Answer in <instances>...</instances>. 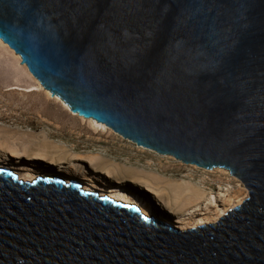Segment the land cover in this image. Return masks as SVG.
I'll return each mask as SVG.
<instances>
[{
	"label": "water",
	"instance_id": "water-1",
	"mask_svg": "<svg viewBox=\"0 0 264 264\" xmlns=\"http://www.w3.org/2000/svg\"><path fill=\"white\" fill-rule=\"evenodd\" d=\"M0 40L73 113L249 191L184 231L3 168L0 264H264V0H0Z\"/></svg>",
	"mask_w": 264,
	"mask_h": 264
},
{
	"label": "rangeland",
	"instance_id": "rangeland-1",
	"mask_svg": "<svg viewBox=\"0 0 264 264\" xmlns=\"http://www.w3.org/2000/svg\"><path fill=\"white\" fill-rule=\"evenodd\" d=\"M13 52L0 42V167L17 170L13 173L26 181L27 165L39 166L36 177L55 175L85 191L89 181L98 188L94 194L113 200L116 191H105L106 182L119 187L121 176L130 193L140 192L157 204L156 214L184 219L177 223L184 231L217 223L249 198L245 185L224 168L207 170L139 148L111 128L74 114ZM48 148L54 159H36L38 151ZM148 184L156 195L147 192Z\"/></svg>",
	"mask_w": 264,
	"mask_h": 264
},
{
	"label": "bare ground",
	"instance_id": "bare-ground-1",
	"mask_svg": "<svg viewBox=\"0 0 264 264\" xmlns=\"http://www.w3.org/2000/svg\"><path fill=\"white\" fill-rule=\"evenodd\" d=\"M0 42H2V43H4L3 41H0ZM5 44V43H4ZM6 45V44H5ZM8 46V45H7ZM9 47V46H8ZM10 48V47H9ZM11 49V48H10ZM12 50V49H11ZM14 51V50H13ZM13 53H15V51L13 52ZM16 54V53H15ZM14 54V55H15ZM17 56H19L18 54H16ZM19 58H21L20 56H19ZM18 58V59H19ZM22 61V60H21ZM22 65H24V64H22ZM24 66H26V65H24ZM27 67V66H26ZM28 69V68H27ZM28 71H29V69H28ZM29 73H30V71H29ZM31 74V73H30ZM32 75V74H31ZM33 76V75H32ZM34 77V76H33ZM35 78V77H34ZM41 84V83H40ZM75 114V113H74ZM84 118V117H83ZM89 120H93V119H89ZM93 122H95V123H98L97 121H95V120H93ZM98 124H100V125H104V124H101V123H98ZM97 124V125H98ZM99 125V126H100ZM106 126V125H105ZM114 131V130H113ZM115 132V131H114ZM116 133V132H115ZM118 134V133H117ZM119 135V134H118ZM121 136V135H120ZM122 137V136H121ZM123 138V137H122ZM124 139V138H123ZM125 140H128V139H125ZM130 141V140H129ZM132 142V141H131ZM137 146V145H136ZM48 147V146H47ZM139 148H143V149H147V148H145V147H141V146H138ZM147 150H151V149H147ZM49 151H50V149L48 148V149H46L45 150V152H44V150L43 151H38V153L36 154V159H45V158H50V157H52L53 159L55 158V155H50L49 154ZM152 151H154V150H152ZM154 152H156V151H154ZM156 153H158V152H156ZM159 154V153H158ZM160 155H162V154H160ZM97 156H99V155H97ZM166 156H169V155H166ZM170 157H173V156H170ZM98 158V157H97ZM174 158V157H173ZM176 161H179V160H177L176 159ZM179 162H182V161H179ZM27 166H29L30 167V169H28L26 172H28V174H27V179H26V181H29V182H32V181H35V180H37V179H39V178H44V179H56V180H62L61 178H57L58 176H55V175H48V174H46V175H43V176H40V177H36L35 175L39 172V170H41V169H37V168H40L39 166H36V167H33L34 165H31V164H29V165H27ZM0 168H3L2 166L0 167ZM33 168H36L35 170L33 169ZM16 170V169H15ZM11 171V170H10ZM68 173L70 174L72 171L71 170H69L68 169ZM11 172H17V170L16 171H14V170H12ZM19 172V171H18ZM24 172V171H23ZM44 172H47V171H44ZM17 174V173H16ZM25 174V173H24ZM87 178L88 179H92V177L90 176V175H87ZM115 178V177H114ZM119 178H121V176H119ZM119 178H117V180H116V184L117 185H119V187H113L112 186V183H110V182H106V189H105V191H107V192H113L114 190L116 191L115 192V201H117V202H122L123 204H127V205H134V206H137V207H139L142 211H143V213H145V216H147L148 218H156V219H159V220H161V221H163V222H166V223H168V224H170V225H172V226H175V227H178L177 226V223L178 222H181V221H184V219H180V218H175L173 221H171V220H168L166 217L168 216L167 215V213H165V215H158V214H156L155 213V211H154V208H155V206L157 205H155V203H153V202H151L150 200H147V197H145V196H141L139 193H136V192H134L133 191V193H130L128 190H127V182L126 181H123L122 179H119ZM116 179V178H115ZM138 184H139V182H137ZM85 184H87L86 186H87V189H86V192H89V193H97L96 192V190L95 189H98V188H95L94 186H93V184L92 183H90L89 181H88V183H85ZM99 185V184H98ZM129 185V184H128ZM146 187H147V192H152L154 195H156L157 193H156V191H154V189H152V187H151V185H146ZM129 188V187H128ZM132 188H134V189H139L140 190V188H138L137 186H132ZM131 190V189H130ZM130 199V200H129ZM200 211V209L199 210H196V211H194V212H192V213H189V215H195L196 214V212L198 213ZM202 215V214H201ZM201 217H199V220H201L200 219ZM203 218V217H202ZM179 228V227H178Z\"/></svg>",
	"mask_w": 264,
	"mask_h": 264
}]
</instances>
